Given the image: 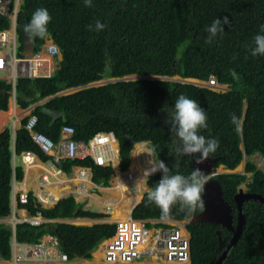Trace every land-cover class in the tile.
<instances>
[{"label": "trees", "instance_id": "16d2710c", "mask_svg": "<svg viewBox=\"0 0 264 264\" xmlns=\"http://www.w3.org/2000/svg\"><path fill=\"white\" fill-rule=\"evenodd\" d=\"M13 5L11 0L10 9ZM39 8H46L52 17L48 37L60 50L58 67L48 76L19 74L15 86L0 77L1 109H7L14 88L16 103L21 107L35 103L31 112L38 117L36 128L54 140H58L64 124L72 125L73 137L84 141L99 130H111L119 143V169L128 168L135 143L148 141L156 162L163 161L170 174L188 176L195 169V157L181 154V142L169 122L175 99L184 94L195 99L206 112L207 128L201 134L219 141L218 149L210 155L215 158V167L224 164L234 168L243 153L250 156L257 152L264 156V56L251 54L254 36L264 34L261 31L264 0H92V7H86L84 0H20L15 18L19 53L23 48L24 27ZM225 16L230 24L223 26L225 31L218 33L212 43H207V28L215 19L223 20ZM96 21L105 25L102 31L94 30ZM10 23L11 17L0 13V28H8ZM89 25L93 30H89ZM45 39H34L35 52ZM129 74L141 77L121 78ZM173 74L201 80L214 76L227 87L212 89L168 78ZM109 77L118 79L83 86ZM73 86L83 87L58 93ZM233 115L241 122V133L235 131ZM25 119L17 131L16 153L31 149L63 170L74 164L88 166L95 182L108 184L114 171L111 163L95 164L90 156L56 159L31 140L24 127ZM11 154L9 132L5 128L0 131V216L11 212ZM244 170L252 172L249 179L239 171L213 175L232 207L233 224L237 210L234 195L242 182L246 181V190L264 195V167L258 168L247 159ZM16 174L17 178L22 176L19 166ZM162 175L157 171L148 176L151 189ZM27 195V202H19V206L30 214L39 212L45 219L101 214L84 208L72 195L51 206L42 205L31 192ZM199 211H181L176 205L169 217L186 219ZM242 213V231L229 247L232 231L226 226L205 220L187 222L190 264H215L224 252L218 264H264V203L244 200ZM131 216L163 218L160 209L148 201L147 191L132 208ZM47 232L57 236L69 259L90 258L103 239L114 235L115 223L77 225L45 220L38 224L20 221L15 225L19 241L35 242ZM10 238V226L0 221L3 257L11 254Z\"/></svg>", "mask_w": 264, "mask_h": 264}, {"label": "crops", "instance_id": "0c3cea01", "mask_svg": "<svg viewBox=\"0 0 264 264\" xmlns=\"http://www.w3.org/2000/svg\"><path fill=\"white\" fill-rule=\"evenodd\" d=\"M18 4H19V1H18ZM14 25H15V22H14ZM12 28H13V23H11V30ZM25 37H26V33L24 35V39H22L23 48H22L21 53H19L18 50L16 51V55L19 57L23 56L25 52L30 53L29 56H32L33 52H35L34 39H32L34 42V47H33V50L31 51V49H28L26 46ZM15 41H16V47L18 48L20 44L18 34H15ZM50 42H54V40L51 37H47L44 40V42L40 45L39 50H37V51H40L42 57L44 58V61H43V66L39 68V72L35 76H48L54 71V69L58 67V60L61 59L60 50L55 54H49L45 50V46ZM13 74H14V70L13 68H11V69L1 71L0 77L6 78L8 81H10L15 86L17 76L13 77ZM101 79H104V78H101ZM101 79L91 81L83 86L98 85V84L108 82V81L98 82ZM223 85H226V84L219 83L218 89L223 90L222 88ZM83 86L69 87V88L61 90L58 93H69ZM34 105L35 103H32L28 105L27 107H21L19 104H17L16 99H15V90L13 88L12 94L8 99L7 109L0 108V114L4 115L3 121L0 125V131H2L5 128L8 129L9 138H10V147L12 149V154H11L12 184H11V192H10V198H9L11 212L7 216H0V221L7 223L11 228V238H10L11 254L9 257H3L0 255V263L2 264H11L12 259H13V252L14 250L18 249V243L26 244L28 242V241H20V242L14 243V241L17 240L15 236V225L17 222L13 226L12 221H14L16 218H23L26 216H35L41 219L42 221H45V220L46 221H61V222H69V223L77 224V225H92V224L101 223V222H114L116 224V221L118 219L127 218L131 216L132 208L140 201L144 192L151 189L150 185L147 184L148 177L144 176V172L146 170L142 173L138 172L139 166H143L145 168V167H149L150 165H152V163L156 162L154 154H153V158L150 159V156H152L151 152L153 153V151L148 141H139L134 144L135 147L134 148L132 147V149L130 150V163L128 165V168L126 170H121L119 169V165H118V160H119L118 140L116 137L114 139H110L108 145L112 149V158L106 164L111 163L114 171L109 177L107 185L101 182H95L92 179V171L90 167L85 166V165L74 164L68 170H63L57 165L55 164L53 165L51 163L53 162L52 160L41 159L37 154H35L33 158V162H30V163L25 162L22 158L23 151L20 153L15 152V141H16L17 131L22 124L23 118L24 117L27 118L28 114L32 113L31 110L34 107ZM98 132H112V131L111 130L109 131L99 130L95 132L94 134ZM61 137H62V131L60 129V136L58 140H54V139L53 140L56 141L58 144V141L61 139ZM77 140H80V139H77ZM80 141L87 142L84 140H80ZM48 154L55 156L56 159L72 158V157H66L61 152L60 147L58 145L51 152H48ZM84 156H90V155H78L76 157H84ZM244 156H247V155L243 153L241 161L244 159ZM194 160L195 158H193V162ZM100 165H105V164H100ZM219 165H222L224 168H227L224 166V164H219ZM219 165L215 167V161H214L213 172H217V173L220 172L217 168ZM18 166L21 168V171H22V176L20 178H17V174H16V167ZM81 171L86 172V174L81 176L80 175ZM128 172H132V174L134 175L132 177H128L127 176ZM233 172H237V171H233ZM44 174H46V180L43 178ZM44 191L49 192L52 195L50 197L52 199H49L46 202L39 200L38 196ZM21 192H26V193L31 192L36 197V199L40 203H42V205H45V206H51L58 199L68 196V195H72L76 201L81 202L83 204L84 208H87L89 210L98 211L101 214L98 216H94V217L75 216V217H57V218L45 219L41 216L39 212H37L36 214H30L28 213V211L26 210L24 206H19L18 204L19 202L25 203L19 200V194ZM196 214H193L191 216H194ZM138 219L144 222L146 228L150 232L154 231L158 227L184 225V228H182L183 232L189 235V238H190V234L186 227V223L189 221H196L194 220V218L190 219V216L186 219H177L173 217L138 218ZM147 222H151L152 225L151 226L148 225ZM53 235H54L53 233L47 232L43 234L40 237V239L37 241L41 240V242L44 244L53 245L56 251L62 250L60 246L61 242L57 238L56 235H54V237H56L57 239V244L56 245L53 244V237H51ZM109 239L110 238L103 239L97 245V247L93 249L92 256L90 258L75 256L72 259L68 258V260L63 262V264H89V263L109 264L104 259V247ZM135 263L164 264L162 260H159V258H156L154 256L142 257L136 260L134 263L132 262L130 264H135ZM187 263L190 264V261ZM116 264H121V263H116Z\"/></svg>", "mask_w": 264, "mask_h": 264}, {"label": "built area", "instance_id": "2783aa9c", "mask_svg": "<svg viewBox=\"0 0 264 264\" xmlns=\"http://www.w3.org/2000/svg\"><path fill=\"white\" fill-rule=\"evenodd\" d=\"M11 0H0V13L8 15L11 20H15L18 7V0H14V5L10 9ZM15 25L8 28H0V70H6L12 63H20L21 74L36 75L39 68L43 66L44 58L40 51L32 56L18 57L16 55ZM49 54H55L59 48L55 42H50L45 46ZM17 75V74H16ZM214 76H210L207 81L209 86H218ZM38 117L35 113H29L24 121L31 140L45 153L51 152L57 145L66 157H76L78 155H90L97 164H106L112 158V149L108 145L110 139H114L113 132H98L87 142L77 140L73 137L74 127L64 124L61 127L62 137L58 141L46 133L36 128ZM35 152L31 149L23 150L22 158L25 162H33ZM53 164V162H51ZM51 164V165H52ZM54 165V164H53ZM86 172L81 171L80 175ZM128 177H132V172H128ZM46 180V174L43 175ZM52 195L49 192H42L38 198L46 202ZM28 195L26 192L19 194V200L26 202ZM18 221H26L31 224L42 222L35 216L16 218L12 221L14 226ZM182 226H163L150 232L144 222L131 216L121 218L116 221L114 235L108 240L104 247V259L109 264H130L142 257L154 256L162 260L164 264H185L190 261V240L189 235L183 232ZM53 237V244H57L56 237ZM20 242L15 240L14 243ZM68 260L66 252L56 251L53 245H47L40 241L18 243V249L13 252L11 264H63Z\"/></svg>", "mask_w": 264, "mask_h": 264}, {"label": "clouds", "instance_id": "9594fccd", "mask_svg": "<svg viewBox=\"0 0 264 264\" xmlns=\"http://www.w3.org/2000/svg\"><path fill=\"white\" fill-rule=\"evenodd\" d=\"M84 4L86 7H92V0H84ZM51 19L52 17L46 8H39L33 13L30 22L25 25L24 32L29 39L40 38L43 40L49 35L48 25ZM14 22L15 20H11V23ZM227 24H230L227 16H225L223 20L218 18L215 19L211 26L207 28L209 35L206 42L212 43L218 33L222 34L225 31L223 26ZM88 27L90 31L93 30L92 25ZM104 27V24L100 21H96L94 30L102 31ZM261 31L264 32V26H262ZM254 45L255 47L252 49L251 54L253 56H264V34H257L254 36ZM34 53L36 52H33V54ZM23 57L27 56L23 55ZM11 65L12 66H9L8 69L13 68V77L21 74L20 63H12ZM1 71L4 70H0V72ZM124 77L129 78L127 75ZM112 81H114V79ZM207 81L208 79H199L196 81V84L218 89V86L207 85ZM172 108L173 110L169 115V122L171 123L172 132L174 131L176 133L181 142V154L195 157V162L197 164H201L208 160L210 155L214 154L218 149L219 141L214 138L206 139L205 136L201 134V130L207 128V115L205 110L200 107L195 99L188 98L184 94H181L175 99ZM231 122L236 126L235 131L237 133L243 131L241 122L235 115L231 117ZM157 171L163 173L162 178L154 189H149L147 191V199L160 209L163 218H168L172 213L173 207L176 205H179L181 211L187 210L189 213H193L197 209L201 212L204 210L203 193L209 177L199 168L193 169L188 176L178 173L170 174L169 167L163 161L159 160L158 162L152 163V167L145 171L144 176L148 177Z\"/></svg>", "mask_w": 264, "mask_h": 264}, {"label": "water", "instance_id": "95a60500", "mask_svg": "<svg viewBox=\"0 0 264 264\" xmlns=\"http://www.w3.org/2000/svg\"><path fill=\"white\" fill-rule=\"evenodd\" d=\"M26 46L28 49L33 50L34 47V42L32 39H29L28 36L26 35ZM23 55L29 56L30 53L25 52ZM180 76V75H179ZM124 77V76H123ZM150 77H154V75H150ZM155 77H160V76H155ZM122 78V77H121ZM167 78V77H164ZM179 79L181 81H187V82H193L196 84V81L199 79L193 78V77H182L180 76ZM114 80H117L118 78H113ZM112 79V80H113ZM125 79V77H124ZM128 79V78H126ZM214 161L215 159L213 157H210L208 160L204 161L201 164H197L194 160V167L199 168L203 173H205L209 179L208 183L205 185V190L203 193V200L205 204L204 210L201 212H197L196 215L190 216V219L194 218L196 221H212L216 223H220L222 226H226L229 228H232V208L231 205L225 198L223 197L222 193V188L217 180V178L213 175H215L217 172H213L214 170ZM236 171L235 168H227L223 172H233ZM221 172V171H220ZM234 199L237 204V210H238V217H239V222L237 225V229H235L230 242L228 244V247L231 244H234L236 240L238 239L241 231H242V226L244 223V216L242 213V203L244 199H257L260 200L261 202L264 203V195H261L259 193H254L250 191H245L243 190L242 187H238V191L234 195ZM226 252H224L216 261L215 264H218L221 259L225 256Z\"/></svg>", "mask_w": 264, "mask_h": 264}, {"label": "rangeland", "instance_id": "374dc122", "mask_svg": "<svg viewBox=\"0 0 264 264\" xmlns=\"http://www.w3.org/2000/svg\"><path fill=\"white\" fill-rule=\"evenodd\" d=\"M18 1H20V0H18ZM127 77H129V78H136V77H141V75H136V74H129V75H127ZM168 78H170V79H176V80H179V79H183V78H180V76L178 75V74H173V75H171V76H169ZM113 78H104V79H101L100 81H98V82H105V81H110V80H112ZM226 87H227V85H223V89H226ZM3 114H0V125H1V123H2V121H3ZM135 147V145H133V148ZM151 154H152V156H150V159H152L153 158V153L151 152ZM148 155V154H147ZM145 157H147V156H145ZM149 158V157H148ZM247 159H249V160H252L255 164H256V166L258 167V168H263L264 167V156H261L259 153H254V154H252V155H250V156H244V159L235 167V170L236 171H241V172H244L246 175H247V178L249 179L250 178V176H251V171H245L244 170V166H245V163H246V160ZM143 163V162H142ZM151 167H152V165H150ZM150 166L148 167V168H150ZM218 170L219 171H223V170H226L227 168H224L222 165H219L218 167ZM143 169V168H142ZM145 171V170H144ZM138 172H140L141 173V169H139L138 168ZM145 173V172H144ZM134 175V174H133ZM246 181H244V182H242L241 184H240V186L243 188V190L244 189H246V183H245ZM188 264V263H187Z\"/></svg>", "mask_w": 264, "mask_h": 264}, {"label": "flooded vegetation", "instance_id": "af4514ba", "mask_svg": "<svg viewBox=\"0 0 264 264\" xmlns=\"http://www.w3.org/2000/svg\"><path fill=\"white\" fill-rule=\"evenodd\" d=\"M239 187H241L240 185H239ZM245 191H248V190H246V189H244ZM238 191V190H237ZM244 200H248V199H244ZM243 200V201H244ZM232 208V207H231ZM235 212H236V214H235V217H236V221H235V223L233 224V219H232V228H229V227H227L228 229H230L231 231H232V235H233V233H234V231H235V229H237V225H238V222H239V217H238V210H235ZM232 218H233V214H232ZM194 220H196V219H194ZM232 237V236H231ZM231 239V238H230ZM229 244V243H228ZM228 244H227V247H228Z\"/></svg>", "mask_w": 264, "mask_h": 264}, {"label": "bare ground", "instance_id": "6f19581e", "mask_svg": "<svg viewBox=\"0 0 264 264\" xmlns=\"http://www.w3.org/2000/svg\"><path fill=\"white\" fill-rule=\"evenodd\" d=\"M139 146H140V145H139ZM142 167H143V166H139V168L141 169V173L144 172V170H149V169L151 168V167H150V168H148V167H145V168H144V167H143V169H142ZM57 195H58V194H57Z\"/></svg>", "mask_w": 264, "mask_h": 264}]
</instances>
